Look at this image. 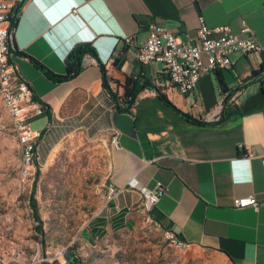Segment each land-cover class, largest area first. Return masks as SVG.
I'll list each match as a JSON object with an SVG mask.
<instances>
[{
    "label": "crops",
    "instance_id": "obj_1",
    "mask_svg": "<svg viewBox=\"0 0 264 264\" xmlns=\"http://www.w3.org/2000/svg\"><path fill=\"white\" fill-rule=\"evenodd\" d=\"M8 1L14 9L23 3ZM199 16L208 26L226 25L235 34L246 23L263 50L232 55L229 68L203 74L195 91L182 95L162 63L140 61V48L151 23L195 37ZM15 26L12 47L57 74L65 73V59L76 44L96 48L98 58L87 56L83 72L64 83L47 79L27 58L12 56L37 99L52 108L53 121L80 100L78 114L91 113L99 97L107 101L103 115L119 141L110 185L121 192L90 219L95 234L125 229L143 201L141 189L154 190L162 182L167 193L151 215L163 230L233 264H264V74L254 77L264 66V0H27ZM127 36L135 38L134 45L125 42ZM101 63L120 83L143 78L150 84L132 114L115 110L102 86ZM158 90L202 123L187 120ZM227 110L236 114L224 118ZM48 125L43 117L32 127L40 131ZM252 195L258 208L234 207L236 198Z\"/></svg>",
    "mask_w": 264,
    "mask_h": 264
},
{
    "label": "rangeland",
    "instance_id": "obj_2",
    "mask_svg": "<svg viewBox=\"0 0 264 264\" xmlns=\"http://www.w3.org/2000/svg\"><path fill=\"white\" fill-rule=\"evenodd\" d=\"M82 101L42 130L40 160L27 179L0 90V264H62L71 250L76 264H233L215 251L173 246L159 222L141 211L143 201L120 232L95 234L89 228L106 203L116 146L103 115L107 101L99 97L91 113L78 114Z\"/></svg>",
    "mask_w": 264,
    "mask_h": 264
},
{
    "label": "built area",
    "instance_id": "obj_3",
    "mask_svg": "<svg viewBox=\"0 0 264 264\" xmlns=\"http://www.w3.org/2000/svg\"><path fill=\"white\" fill-rule=\"evenodd\" d=\"M13 8L14 4L8 0H0V90L23 149L22 176L28 179L36 172L34 169L40 160V141L43 135L42 130L35 131L32 128V123L44 115V110L41 103L34 99L33 88L22 79L12 62ZM198 22L195 37L175 33L163 25L151 23L148 37L140 48V61L143 64L162 63L169 72L170 84L182 95L192 94L203 74L229 68L232 65V55H253L263 50L253 30L246 23L235 34L226 25L208 26L203 16H199ZM134 41L133 36L125 37L128 45H134ZM113 143L119 148L117 136ZM250 157L252 155L248 154V160ZM120 192L119 188L110 185L106 202ZM141 193V211L150 218L151 211L167 193V187L158 182L154 190L142 188ZM233 205L236 209L258 208L259 202L252 195L236 198ZM165 235L175 247H190L170 230H165ZM62 264L68 263L64 261Z\"/></svg>",
    "mask_w": 264,
    "mask_h": 264
},
{
    "label": "trees",
    "instance_id": "obj_4",
    "mask_svg": "<svg viewBox=\"0 0 264 264\" xmlns=\"http://www.w3.org/2000/svg\"><path fill=\"white\" fill-rule=\"evenodd\" d=\"M26 2L18 4L15 9L13 8V19H12L13 23L11 26V31L13 33L16 27L15 24L19 19V15L21 14L22 9L26 5ZM11 51L13 54L19 57L27 58L38 70L42 72V74L47 79H49L54 83H64L74 80L83 72L84 60L87 56L98 58L97 51L95 47L92 45V43L90 42L78 43L72 48V50L69 52V54L65 59V66H66L65 73L57 74L53 72L51 69H49L47 66H45L43 63L35 59L34 57L28 55L27 53L19 51L15 49V47H12ZM99 68L102 74L103 89L109 94L115 110L119 113L132 114L139 95L147 88V86H150V84L144 81L143 78H127L124 83H120V81L109 77L108 70L104 64L101 63L99 65ZM260 74H264V66L261 67L259 71L254 73V77L260 76ZM111 83H114L117 86L116 90L112 88ZM119 88L123 89V93L119 92ZM158 91L161 100H163L167 105H169L174 110L179 112L187 120L195 123H202L201 121H198L193 117H191L189 114L184 113L179 109H177V107L173 103H171V101L164 93H162V91L160 90ZM34 99L39 103H41L44 110V115L42 117H47L49 120V124H51L53 121L52 108L49 105L40 102L35 95H34ZM234 114H236L235 111L229 112L227 110L224 114V118H228ZM31 206L33 209L35 221L40 222L41 218L38 211V203L34 196H32L31 199ZM66 261L68 264H76L78 262V260L75 258L74 251L71 250V252L68 255H66Z\"/></svg>",
    "mask_w": 264,
    "mask_h": 264
},
{
    "label": "water",
    "instance_id": "obj_5",
    "mask_svg": "<svg viewBox=\"0 0 264 264\" xmlns=\"http://www.w3.org/2000/svg\"><path fill=\"white\" fill-rule=\"evenodd\" d=\"M26 2V0H23V3H25ZM66 19V18H65Z\"/></svg>",
    "mask_w": 264,
    "mask_h": 264
},
{
    "label": "clouds",
    "instance_id": "obj_6",
    "mask_svg": "<svg viewBox=\"0 0 264 264\" xmlns=\"http://www.w3.org/2000/svg\"><path fill=\"white\" fill-rule=\"evenodd\" d=\"M96 49V48H95Z\"/></svg>",
    "mask_w": 264,
    "mask_h": 264
}]
</instances>
